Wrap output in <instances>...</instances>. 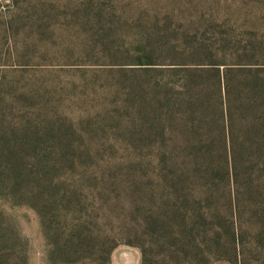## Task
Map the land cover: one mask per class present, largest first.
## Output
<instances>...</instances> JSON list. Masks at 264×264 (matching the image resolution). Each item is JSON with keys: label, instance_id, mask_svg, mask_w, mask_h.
Segmentation results:
<instances>
[{"label": "trees", "instance_id": "1", "mask_svg": "<svg viewBox=\"0 0 264 264\" xmlns=\"http://www.w3.org/2000/svg\"><path fill=\"white\" fill-rule=\"evenodd\" d=\"M199 12L181 19L183 28L172 21L131 28L138 30L133 48L111 43L103 51L119 65L143 122L134 133L145 145L134 146L142 174L130 192L140 199L133 210L145 230L128 229L136 238L128 243L140 248V264H264V65L249 62L264 58V48L237 45L220 10L208 19ZM96 16L100 37L108 38L104 16ZM11 82L0 75V264H30L17 207L39 216L50 210V223H58L80 204L75 177L97 180L105 202L119 188L105 167L91 164L94 149L31 133L16 114L18 101L6 99ZM56 239L53 264H111L116 244L108 236L70 230Z\"/></svg>", "mask_w": 264, "mask_h": 264}, {"label": "rangeland", "instance_id": "2", "mask_svg": "<svg viewBox=\"0 0 264 264\" xmlns=\"http://www.w3.org/2000/svg\"><path fill=\"white\" fill-rule=\"evenodd\" d=\"M12 3L13 0H0V75L12 81L4 90L13 88L6 99L18 101L16 114L29 122L31 133L50 143L57 139L55 136H61L71 148L94 149L97 161L92 160L91 164L98 162L105 167L106 175H112L111 181L119 188L105 202L97 180L78 181L75 177L83 191L80 204L66 208L64 221L58 223H50V210L39 216L32 208L17 207L20 232L30 242V264H53L56 236H66L70 230H80L87 236H108L116 244L111 264H140L141 250L128 243L136 240L128 229L145 230L141 213L133 210L134 205H139L135 199H140L130 192L134 178L142 174L137 163L140 155L134 146L145 145L134 133L143 131V122L138 106L129 101L128 82L122 83L119 65H112L103 51L111 43L133 48L138 30L132 32L131 28L136 26H163L172 21L171 28H183L182 23L187 21L181 19L187 20L193 11L204 13L203 18L208 19L217 10L223 14V31L234 35L237 45L252 41L264 48V0ZM96 14L104 16L100 20L103 30L111 29L108 38L100 37ZM131 15L132 18L128 17ZM7 22L9 27L5 31ZM249 62L264 65V58ZM261 75L264 77V73ZM21 101L25 106H20ZM20 119L19 123H26ZM130 165L135 166L129 172ZM61 175L65 178L66 173ZM119 182L128 189L119 187ZM145 198L143 201L148 203ZM218 205H222V200ZM214 264L231 263L219 260Z\"/></svg>", "mask_w": 264, "mask_h": 264}]
</instances>
